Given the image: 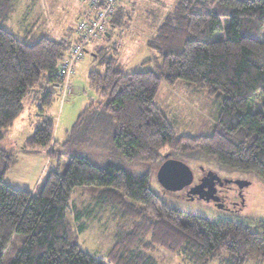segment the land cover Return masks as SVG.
Masks as SVG:
<instances>
[{"label": "trees", "instance_id": "16d2710c", "mask_svg": "<svg viewBox=\"0 0 264 264\" xmlns=\"http://www.w3.org/2000/svg\"><path fill=\"white\" fill-rule=\"evenodd\" d=\"M14 4L0 0V141L22 114L25 99L41 114L52 105L57 94L50 86L59 81V63L79 39L76 30L74 43L17 38L3 27ZM116 4L106 27L117 15ZM147 46L160 60L154 56V70L124 74L114 58H106L102 74L91 71L87 76L101 97L100 115L114 125L112 142L120 155L159 163L165 148L206 154L220 167L253 173L264 183V0H175ZM179 81L220 101L212 134H177L156 105L161 84L173 87ZM96 107L90 101L74 129ZM55 147L53 124L44 120L23 149L51 158ZM11 161V153L0 149V264H102L79 248L77 232L66 219L77 187L98 188L100 206L115 210L119 222L109 264H158L159 249L180 253L190 264H209L224 252L225 264H245L250 256L264 260V222L258 223L260 231H253L240 222L184 214L161 201L147 175H134L113 163L97 167L74 155L63 172L50 170L30 192L4 183ZM122 220L130 223L128 232ZM17 238L20 247L5 262Z\"/></svg>", "mask_w": 264, "mask_h": 264}, {"label": "rangeland", "instance_id": "374dc122", "mask_svg": "<svg viewBox=\"0 0 264 264\" xmlns=\"http://www.w3.org/2000/svg\"><path fill=\"white\" fill-rule=\"evenodd\" d=\"M118 1L131 8L132 13L130 27L128 30L125 29L121 36L125 47L115 48L119 31L112 37L97 39L90 43L81 65L70 79V93L63 100L56 95L57 98L44 113H39L38 106L31 103L29 98L25 99L22 114L9 130V135L0 141V149L12 155L4 183L17 190L32 192L47 172L54 169L63 172L70 158L80 155L97 167L113 163L134 175H147L150 189L161 201L184 214L203 217L210 222H240L253 231H260L258 223L264 222V183L253 173L220 167L206 154L186 155L168 148L161 151L163 157L168 154L170 158L181 160L188 165L193 172L194 181H197L203 172L211 170L223 179H245L251 182L240 192L235 185L222 189L219 195L223 198V207L219 208L213 201L198 198L185 200L179 196L180 192L163 190L156 179V173L164 158L159 163H151L141 156L127 160L114 147L112 142L114 125L107 116L100 115L103 113L99 105L101 97L91 88L87 76L91 71L102 74L105 70L102 61L106 58H114L124 74L154 70L156 62L153 59L158 54L146 48L144 42L147 35L162 22L164 15L175 5V0ZM82 5V0H15L14 13L3 27L11 30L17 38H27L31 42L42 37L54 40L72 37ZM119 29L124 32L123 27ZM122 44L119 42L118 47ZM97 46L104 50L98 53V57L93 58L90 55L91 49ZM157 58L160 62L158 56ZM148 59H152L153 62L144 64ZM90 101L95 102L97 106L95 111L74 129L78 115ZM155 103L164 112L175 132L185 136L212 134L220 112V101L208 97L205 90H196L193 85L183 81H179L174 87L162 83ZM44 120L51 122L54 127L56 147L51 158L45 152L23 149L26 140ZM204 123H207L206 127H203ZM98 190L96 187L73 189L66 210V219L77 232L79 248L102 264H109L107 255L116 242L119 220L115 219V210L100 206L96 199ZM234 207L238 209L234 210ZM122 225L126 232L131 228L130 223L125 220H122ZM19 247L17 238L4 256L5 262L15 255ZM155 257L158 264H190L182 254L170 253L163 249H159ZM227 257V253L224 252L209 264H225L224 260ZM245 264H264V260L250 256Z\"/></svg>", "mask_w": 264, "mask_h": 264}, {"label": "built area", "instance_id": "2783aa9c", "mask_svg": "<svg viewBox=\"0 0 264 264\" xmlns=\"http://www.w3.org/2000/svg\"><path fill=\"white\" fill-rule=\"evenodd\" d=\"M118 0H82L83 10L76 23L78 41L72 44L58 66L59 81L50 86L61 100L70 93V79L77 63L84 59L90 42L106 31L109 17L115 12ZM39 104V102H38Z\"/></svg>", "mask_w": 264, "mask_h": 264}, {"label": "water", "instance_id": "95a60500", "mask_svg": "<svg viewBox=\"0 0 264 264\" xmlns=\"http://www.w3.org/2000/svg\"><path fill=\"white\" fill-rule=\"evenodd\" d=\"M156 179L163 190L168 192H179L193 183L194 175L188 165L178 159L170 158L168 154L164 155V161L160 164ZM233 183L237 186L239 192L248 187L251 182L245 179H221L215 172L209 170L203 174L198 184L192 186L187 191V196H197L198 199L213 201L217 207L222 208L220 198L216 194V184Z\"/></svg>", "mask_w": 264, "mask_h": 264}, {"label": "crops", "instance_id": "0c3cea01", "mask_svg": "<svg viewBox=\"0 0 264 264\" xmlns=\"http://www.w3.org/2000/svg\"><path fill=\"white\" fill-rule=\"evenodd\" d=\"M83 7V5H82ZM81 7V9H82ZM80 9V10H81ZM118 12H117V15L116 17L114 18V20H112L109 25L106 27V33L104 35H102L101 37H98V38H95L93 39L90 43H93V41L97 40V39H102V38H109V37H112V35L114 36L115 34H117L116 32H118V36L119 38L117 39V42H116V45H115V48H123L125 47V44H124V41L121 40V36L125 33L126 30H128V28L130 27V22L132 20V13L130 12L131 11V8L127 7V5H123L120 1H118V8H117ZM134 10V8H133ZM167 12V11H166ZM165 16V15H164ZM159 26V23L156 27H154V30H152L148 35H147V38H146V41L144 42V45L146 48H148L147 46V41L148 39H150L156 32L157 28ZM120 27H123L124 29V32H122L119 28ZM126 29V30H125ZM76 30V28H75ZM69 40L71 43H74L77 41V35L76 33H74V36L72 37H64V38H61L60 40L64 39V40ZM119 42H122V46L118 47V44ZM150 49V48H148ZM104 49L100 48V47H94L93 49H91V53L90 55L95 58V57H98L100 52H102ZM150 60V59H148ZM147 61V60H146ZM144 61V64H146L147 62ZM81 65V62L77 63L76 67H75V72H76V69ZM75 75V74H74ZM73 75V76H74ZM73 78V77H72ZM71 81V80H70ZM171 87V86H170ZM174 87V86H173ZM162 111V110H161ZM164 113V112H163Z\"/></svg>", "mask_w": 264, "mask_h": 264}, {"label": "flooded vegetation", "instance_id": "af4514ba", "mask_svg": "<svg viewBox=\"0 0 264 264\" xmlns=\"http://www.w3.org/2000/svg\"><path fill=\"white\" fill-rule=\"evenodd\" d=\"M205 172H203L202 173V176H203V174H204ZM201 176V177H202ZM201 177L200 178H198L197 179V181H194L193 180V183L190 185V186H188L187 188H185V189H183V190H181V191H179L181 194L179 195L180 197H182L183 199H185V200H193V199H196V198H198L197 196H187V191L192 187V186H194V185H196V184H198L199 183V181H200V179H201ZM221 179H223V178H221ZM230 185H235V184H233V183H229V184H223L222 186H219L218 184H216V194H217V196L220 198V203L222 204V202H223V198H222V196H220L219 195V192L221 193L222 192V189H225V188H227V186H230ZM236 186V185H235ZM178 192V193H179ZM216 204V203H215ZM223 205V204H222ZM216 206H217V204H216ZM223 207V206H222ZM238 209V207H234V210H237Z\"/></svg>", "mask_w": 264, "mask_h": 264}]
</instances>
